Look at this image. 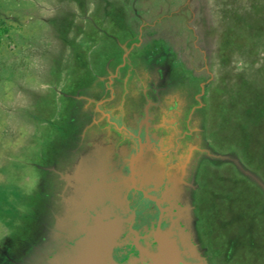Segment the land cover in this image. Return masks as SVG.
<instances>
[{
    "label": "rangeland",
    "instance_id": "374dc122",
    "mask_svg": "<svg viewBox=\"0 0 264 264\" xmlns=\"http://www.w3.org/2000/svg\"><path fill=\"white\" fill-rule=\"evenodd\" d=\"M111 120L177 171L193 262L264 264V0H0V264L90 210Z\"/></svg>",
    "mask_w": 264,
    "mask_h": 264
},
{
    "label": "flooded vegetation",
    "instance_id": "af4514ba",
    "mask_svg": "<svg viewBox=\"0 0 264 264\" xmlns=\"http://www.w3.org/2000/svg\"><path fill=\"white\" fill-rule=\"evenodd\" d=\"M111 125V143L103 144L104 148L110 149L108 161L102 165L97 178L90 179L87 173L81 186V190L85 192L92 190L98 194L92 201L90 210H78V223L88 227L95 225L92 218L99 210H102V214L104 212L105 215L120 217V241L108 251L114 264H125L138 257L145 258L148 252H154L158 247L155 238L157 232H170L184 257L192 261L188 249L181 243L184 238L180 231L184 210L178 209L177 171H172L169 165L163 169L156 151L146 157L143 145L149 148L150 144L146 139L144 144L141 141V135H145V127L142 130L138 127L134 132L126 128L128 131H122L124 136L121 140H116L115 121L111 120ZM168 169H171L170 173ZM63 189L65 190L64 186ZM100 195H104L102 200ZM144 200L151 203L150 210L141 208ZM89 215L92 216L88 217ZM86 218L89 219L88 222ZM35 261L31 258L32 264Z\"/></svg>",
    "mask_w": 264,
    "mask_h": 264
},
{
    "label": "crops",
    "instance_id": "0c3cea01",
    "mask_svg": "<svg viewBox=\"0 0 264 264\" xmlns=\"http://www.w3.org/2000/svg\"><path fill=\"white\" fill-rule=\"evenodd\" d=\"M99 211L92 218L96 224L88 227L78 223V211L67 213L69 215L66 217L64 210H52L54 217L64 215V219L59 224L62 225L61 228L57 225L61 233L56 234L49 241L45 240L44 249L42 247L38 255L41 264H114L108 251L120 241L118 232L122 221L116 215H105L104 212L102 214V210ZM86 220L89 221L88 218ZM52 228V226H44L47 231H51ZM138 260L139 257L125 264H130L132 261L140 264ZM30 263L32 264L31 259Z\"/></svg>",
    "mask_w": 264,
    "mask_h": 264
},
{
    "label": "water",
    "instance_id": "95a60500",
    "mask_svg": "<svg viewBox=\"0 0 264 264\" xmlns=\"http://www.w3.org/2000/svg\"><path fill=\"white\" fill-rule=\"evenodd\" d=\"M158 247L154 252H148L145 258L141 257L138 263L142 264H207L204 261H188L179 249L170 232L155 235ZM132 261L130 264H136Z\"/></svg>",
    "mask_w": 264,
    "mask_h": 264
}]
</instances>
